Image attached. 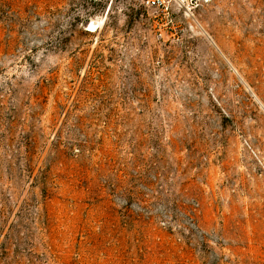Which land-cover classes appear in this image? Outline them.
Listing matches in <instances>:
<instances>
[{"label": "rangeland", "instance_id": "rangeland-1", "mask_svg": "<svg viewBox=\"0 0 264 264\" xmlns=\"http://www.w3.org/2000/svg\"><path fill=\"white\" fill-rule=\"evenodd\" d=\"M0 0V264H264V0Z\"/></svg>", "mask_w": 264, "mask_h": 264}, {"label": "built area", "instance_id": "built-area-1", "mask_svg": "<svg viewBox=\"0 0 264 264\" xmlns=\"http://www.w3.org/2000/svg\"><path fill=\"white\" fill-rule=\"evenodd\" d=\"M150 2H151L152 4H155L156 1H155V0H146V3H150Z\"/></svg>", "mask_w": 264, "mask_h": 264}]
</instances>
